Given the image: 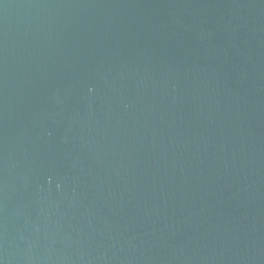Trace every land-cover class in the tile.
Listing matches in <instances>:
<instances>
[{"label":"water","instance_id":"water-1","mask_svg":"<svg viewBox=\"0 0 264 264\" xmlns=\"http://www.w3.org/2000/svg\"><path fill=\"white\" fill-rule=\"evenodd\" d=\"M0 264H264V0H0Z\"/></svg>","mask_w":264,"mask_h":264}]
</instances>
